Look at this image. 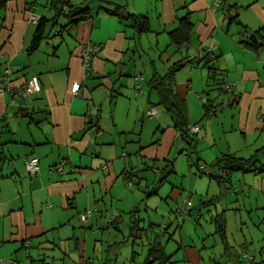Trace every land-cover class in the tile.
<instances>
[{"label":"crops","instance_id":"1","mask_svg":"<svg viewBox=\"0 0 264 264\" xmlns=\"http://www.w3.org/2000/svg\"><path fill=\"white\" fill-rule=\"evenodd\" d=\"M39 1L9 0L0 9V87L6 86L0 93V151L6 157L0 163V264H116L121 255L145 264L154 242L163 245L168 264H264V245L256 254L251 252L254 238L238 236L242 226L235 228L238 222L233 218L231 224L227 213L249 207L248 220L264 239L262 173L236 172L230 183L216 181L223 187L214 197L209 190L203 193L206 205L222 206L216 213L205 209L214 213L204 214L210 219V244L206 234L187 239L181 235L179 243L171 236L178 248L169 252V242L163 243L166 232L159 231L160 223L149 214L162 205L146 203L148 218L142 216V187L149 188L147 197L158 195V183L163 185L171 176V189L162 201L171 206L184 196V184L173 179L180 174L172 159L180 137L177 119L160 103L153 86L154 77L164 76L175 64L183 66L171 88L190 126L197 125L192 122L194 111L203 121L235 107L239 111H227V123H235L232 131L238 126L244 138L255 136L246 151L252 155L264 147V0H67L88 10L87 18L77 24L59 15L51 0H44V7ZM118 7L121 14L116 13ZM127 12L146 16L149 30L138 31ZM42 18L49 21L45 38L32 51ZM184 18L192 22L190 39L178 44L170 32ZM88 48L93 50L89 68ZM202 64L208 69L206 93L221 89L203 105L196 83L202 84L204 71L198 79L194 69ZM7 67L13 72L4 82ZM33 75L39 77L42 90L22 99L18 90ZM75 82L81 84V97L72 92ZM224 83L232 90H225ZM156 105L158 114L149 116ZM200 132L199 126L196 134ZM229 153L238 155L239 150ZM223 154L227 153H220L211 165ZM31 157L39 158L36 175L26 169ZM201 159L198 156L196 162L205 167ZM214 169L213 174L219 172ZM239 182L244 190H238L242 198L235 199L229 190ZM87 209L92 214L83 221L80 214ZM218 217L224 220L223 232L217 229ZM105 229L120 232L121 240L101 242L106 232L99 230ZM139 244L141 252L136 249ZM236 246L241 247L239 255ZM243 252L252 258L244 261ZM156 262L160 264H151Z\"/></svg>","mask_w":264,"mask_h":264},{"label":"rangeland","instance_id":"2","mask_svg":"<svg viewBox=\"0 0 264 264\" xmlns=\"http://www.w3.org/2000/svg\"><path fill=\"white\" fill-rule=\"evenodd\" d=\"M44 0H40L39 4L42 5V7H44ZM161 52V50H160ZM159 55H163V53ZM159 58V56H158ZM204 64L201 65V67H195L194 69L196 72V77L198 79L201 78V71L202 74L204 73V75H202V84L201 82L196 83L197 87L200 88V93H197L196 96L200 97V103L203 105V102H205L207 100V98H213L215 97L216 93L221 92V89L218 90H212L210 92V94L208 95L206 93V90L208 89L207 86V72L208 69L207 67L203 66ZM7 68H12V67H7ZM6 68V69H7ZM5 69V70H6ZM4 70V71H5ZM13 70V69H12ZM3 71V73H4ZM144 84V82H143ZM220 85H218L219 87ZM225 85L222 84V87H224ZM209 87L212 88L211 83L209 84ZM220 90V91H219ZM232 90V86L231 89ZM231 95V94H230ZM159 106L156 105V108H158ZM225 114L223 115L221 111L219 112L218 117L216 118V116L209 118L208 120H203L202 121V116L201 114H197L196 111H194L193 113V119L192 122L197 123V126L201 127V132L199 134H196L194 131H192L190 129V139L188 141H185L183 139H181L180 137L177 140V144L176 147L174 149L173 155H172V159L174 160V165L176 170L180 173L178 176V179L173 178L176 183H178L179 185L184 184V196L182 197L181 200H179L178 202L173 200V204L171 206H168L166 204L165 201H162V196H165V194L167 195V193H165L166 191H168V189H171L168 182H170V179H168L169 181L164 182L163 185H159V194H153L150 195L149 197H147L146 191L149 189L147 187H142V189L144 190L142 198H143V205L142 208L144 209L143 211V217L144 218H148V214L145 211V205L146 203H148L150 206L155 207L156 204L153 205V202H158L162 205V207L160 209H158V211L155 210H149V214L152 218V220H154L156 223L158 222V224L160 223V228L159 231L161 232V228L163 229V232L161 235H163L164 233V237L165 239L163 240V243H168L169 242V246H168V251L169 252H173L174 250H176L178 248V243L180 241V236L182 235L183 237H185L186 239L189 237H203L206 234V240L205 242H207V244L212 243L214 240L212 239L211 236L207 235V232L210 231V227L208 226V221L210 220L208 217V220L206 219L204 214H210L214 211V213H216V207L218 206V210L217 211H221L222 210V206L221 203L217 204V203H212V204H208L206 205V199L202 196L203 193L207 192V190H209L210 192V197H214L212 196L213 194L216 195L218 194V192L221 191L222 187L221 185L217 184L216 180L211 179L210 174L211 173H215V169L212 168L211 163L212 161L220 155V153H229V152H234L235 150H239V154L241 157H247L250 156L252 152L250 151H246V147L249 145V143L252 142V140H254L255 136L254 134H248L245 138L242 136L241 134V128H238V126H236V130L232 131V126H235V123L230 122V125L227 123L226 119L228 117V112L227 111H231V113L235 112V111H239L238 109H236L234 107V109L225 110ZM195 120V121H194ZM232 120V119H231ZM205 124V127H204ZM222 124L224 126V129L222 128ZM207 125V126H206ZM192 126V125H191ZM194 126V125H193ZM230 131V132H229ZM228 132V133H227ZM191 138H193V142L191 140ZM189 144H188V143ZM183 148L185 149L184 151ZM180 149V150H179ZM244 150V151H243ZM182 151V152H181ZM181 152V153H180ZM217 154V155H216ZM198 156L201 159V164H203L206 167V172L202 173L201 171H199L197 169V167L195 166V163L198 159ZM260 159L262 162H264V155L260 156ZM145 171L139 173V174H143ZM189 172H191V177L189 178ZM262 175L264 176V173H262ZM169 178V175H168ZM151 180V179H150ZM184 182V183H183ZM145 183V181L143 182ZM145 185V184H144ZM151 188V186H150ZM238 190L242 191L244 190V184L243 182H239V186L236 187L234 189V191L229 190V193H234V198L236 199L235 195L239 196L240 198H242V193H238ZM217 192V193H215ZM237 192V193H236ZM246 195L249 194L248 190L245 193ZM244 199V198H243ZM243 199H239V204L241 206H244V201ZM256 197L253 198V200H251V202H255ZM188 201L191 202L190 205H188ZM204 204V205H203ZM217 204V205H216ZM188 205V206H186ZM182 206V208H181ZM198 207L202 208V211L198 210ZM185 208H187V212L185 211ZM196 208V209H194ZM95 209V208H93ZM205 209H208L210 213H208V210L205 211ZM250 210L249 207L248 209L244 208L242 210H234V211H227L228 213V217H229V221L232 224V220L233 218H235V220L238 222L236 224L235 228H239L242 226V230L240 232H238V236H241L242 234L246 233L249 238L252 237L254 238V242L250 243L249 246H251V252L257 251L259 252V248L262 247L264 244V239H263V235L262 233H260L258 231V227L257 225L255 227L252 226V223L248 220V214H250V212L248 211ZM84 212V211H83ZM213 213V214H214ZM210 214V215H213ZM260 214V212H259ZM254 217L257 216L256 212L254 211ZM241 222H246V224H241ZM209 229V230H208ZM110 230V231H109ZM98 231V230H97ZM105 233V238H102L101 242H104L105 239V244L108 245L109 243H113L115 241L121 240V235L120 232H117L116 230H111V229H105V230H99L100 234ZM168 232V233H167ZM143 233V232H142ZM150 235L154 236L156 235L154 232H150ZM146 234L143 233L142 237L143 240L145 242H147L146 240ZM171 236H174L175 238L178 239V243H174L173 240H170ZM219 239V238H218ZM252 242V241H250ZM117 242H115L114 244H116ZM115 246V245H114ZM120 245L117 246V248ZM128 247V246H127ZM126 249V246H122V249ZM141 244H139V246H136V249L141 252ZM146 248V247H145ZM219 247H216V254L218 255V258L220 260V250H218ZM237 249V251L239 250L238 255L240 254V249L241 247L236 246L235 247ZM129 249V248H128ZM254 254H256L254 252ZM242 256V255H241ZM257 257V255H255ZM259 257V256H258ZM260 258V257H259ZM142 259V258H141ZM175 260V259H174ZM248 259L244 258V261H247ZM261 260V259H260ZM226 262V261H223ZM140 264L141 261H139ZM139 263H135V262H131L129 261V259L127 257H125V255H121L118 259V261L116 262V264H139ZM155 264H159L158 262H156ZM168 264V263H165ZM173 264L174 263L173 261ZM247 264V262L245 263Z\"/></svg>","mask_w":264,"mask_h":264},{"label":"trees","instance_id":"3","mask_svg":"<svg viewBox=\"0 0 264 264\" xmlns=\"http://www.w3.org/2000/svg\"><path fill=\"white\" fill-rule=\"evenodd\" d=\"M9 0H0V9L4 8ZM52 6H54L59 15L67 16L72 18L73 23H80L88 16L87 9H79L74 5L69 4L67 0H51ZM123 11L122 7L117 8V14H121ZM128 17L133 20L134 27L140 31L145 32L149 30V22L146 16L136 15L128 13ZM238 16L233 15L232 18H237ZM48 20L46 18H42L37 26L35 34L33 36V40L30 46V50H36L41 41L45 38L46 27L48 26ZM192 29V22L184 18L180 21V26L171 31V39L175 43L182 44L184 42H188L190 39V33ZM183 66V63H177L172 68L168 70V72L164 76L157 75L154 77V88L158 91L160 96V103L164 104L169 112H173L176 116V128L178 130L179 136L183 139L190 137V123L188 121V117L186 115V109L182 107L181 101L178 100V94L171 88V81L174 78L176 72ZM225 89V87H223ZM207 101H205L206 103ZM192 139V138H191ZM193 141V140H192ZM264 153V147L255 151L249 157H241L232 153L223 154L220 156L215 163L211 166L214 168H218V173L210 174L212 179H215L219 184L225 185L226 183L231 182V178L236 172H258L264 173V163L260 162V154ZM5 153L3 150L0 151V163L5 159ZM198 170L202 173L206 172V168L202 165L200 166L198 162ZM29 173V172H28ZM216 226L219 231H224V220L220 217L216 220ZM164 247L158 242H154L151 244L148 257L145 261V264H151L156 260L160 261V264H165L170 260V256L167 257L164 255L163 251ZM247 254V255H246ZM242 256L246 257L248 260L252 258L249 252L242 253Z\"/></svg>","mask_w":264,"mask_h":264},{"label":"built area","instance_id":"4","mask_svg":"<svg viewBox=\"0 0 264 264\" xmlns=\"http://www.w3.org/2000/svg\"><path fill=\"white\" fill-rule=\"evenodd\" d=\"M93 50L92 48H88L85 51V65L86 67H90L91 65V60H92V55ZM13 70L12 68H7L4 73H3V81L5 82L6 79L12 74ZM225 90H230L231 85L224 83ZM5 84L0 87V93L3 94L4 91L6 90ZM42 90V86L39 80V77L37 75H33L29 81L26 83L24 87L18 90V94L22 99L29 98L32 94L39 93ZM72 92L78 96L81 97V84L79 82H75L72 86ZM158 114L156 106H152L149 111L148 115L151 117H154ZM191 130L194 131L195 133L199 131V127L197 125L192 126ZM26 169L31 175H36L39 170H40V163H39V158L38 157H31L26 161ZM191 202L188 201V205H190ZM186 205V206H188ZM182 208V206H181ZM185 211L187 212V208H185ZM92 214V209H87L84 212L80 214L81 218L83 221H86ZM247 255V254H246Z\"/></svg>","mask_w":264,"mask_h":264},{"label":"water","instance_id":"5","mask_svg":"<svg viewBox=\"0 0 264 264\" xmlns=\"http://www.w3.org/2000/svg\"><path fill=\"white\" fill-rule=\"evenodd\" d=\"M251 38L253 39L254 42L258 41L257 38L255 37V35H253Z\"/></svg>","mask_w":264,"mask_h":264}]
</instances>
